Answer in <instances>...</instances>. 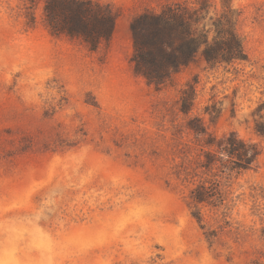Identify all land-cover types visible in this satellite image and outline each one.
I'll return each instance as SVG.
<instances>
[{"label":"rangeland","instance_id":"374dc122","mask_svg":"<svg viewBox=\"0 0 264 264\" xmlns=\"http://www.w3.org/2000/svg\"><path fill=\"white\" fill-rule=\"evenodd\" d=\"M92 1L115 16L95 50L51 34L43 0H0V264H264V0ZM173 3L204 7L199 28L228 13L247 60L135 74L131 21ZM231 132L257 161L205 174L203 142ZM205 178L222 205L191 201Z\"/></svg>","mask_w":264,"mask_h":264},{"label":"trees","instance_id":"16d2710c","mask_svg":"<svg viewBox=\"0 0 264 264\" xmlns=\"http://www.w3.org/2000/svg\"><path fill=\"white\" fill-rule=\"evenodd\" d=\"M43 2L44 21L53 35L82 40L95 50L113 32L115 16L108 5L92 0ZM204 11V7L173 3L158 13L145 12L135 17L130 23L133 47L130 61L134 73L143 76L148 84L159 87L172 72L198 58L211 69L247 60L231 16L222 13L212 20L208 28L205 25L199 28L204 20ZM194 96L192 84L181 91L182 112L189 111ZM256 110H264V100ZM189 129L196 135L203 133L199 126L191 124ZM261 130V126H257L258 133ZM203 146L199 167L212 176L216 175L212 174L213 169H218L221 174L239 175L249 170L261 154L255 143L242 140L234 132L218 139L210 137ZM189 195L195 205L218 207L225 201L219 180L211 178L196 183ZM262 234L264 236V232Z\"/></svg>","mask_w":264,"mask_h":264}]
</instances>
